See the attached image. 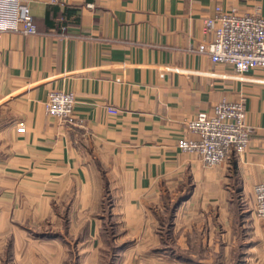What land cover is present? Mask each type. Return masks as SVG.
<instances>
[{
  "label": "crops",
  "instance_id": "crops-1",
  "mask_svg": "<svg viewBox=\"0 0 264 264\" xmlns=\"http://www.w3.org/2000/svg\"><path fill=\"white\" fill-rule=\"evenodd\" d=\"M18 1L37 32L2 39L0 264H101L109 244L108 264L131 253L216 264L236 250L260 262L263 73L240 79L198 48L217 8L264 17V0ZM53 91L74 94L78 136L48 116ZM242 97L243 154L206 168L179 149L188 122Z\"/></svg>",
  "mask_w": 264,
  "mask_h": 264
},
{
  "label": "built area",
  "instance_id": "built-area-1",
  "mask_svg": "<svg viewBox=\"0 0 264 264\" xmlns=\"http://www.w3.org/2000/svg\"><path fill=\"white\" fill-rule=\"evenodd\" d=\"M1 5L0 57L5 33L34 35L37 32L28 6H21L18 0H3ZM203 33L212 39L199 46L201 53L207 54L214 63L231 66L240 79L254 70H261L264 82V17L217 8L216 14L204 21ZM75 103L73 93L53 91L45 107L48 116L68 126L74 136H78L83 125L75 114ZM108 111L117 114L114 108ZM246 111L245 97L238 101H220L211 113H200L187 123L191 136L178 141L179 149L196 155L206 168L221 166L233 155L243 154L252 138V130L246 125ZM16 130L24 134L25 123L17 122ZM254 198V214L264 220V182L255 186Z\"/></svg>",
  "mask_w": 264,
  "mask_h": 264
},
{
  "label": "rangeland",
  "instance_id": "rangeland-1",
  "mask_svg": "<svg viewBox=\"0 0 264 264\" xmlns=\"http://www.w3.org/2000/svg\"><path fill=\"white\" fill-rule=\"evenodd\" d=\"M1 193H3V191L0 190V194ZM1 205L2 203L0 204V206ZM104 248L106 250L104 252H101L99 255L101 264H108L109 261H115L113 259L114 257H116L117 253L115 252L113 246L109 244L105 245ZM254 255V260L259 258L261 261L254 262L253 264H264V251L255 252ZM125 256L126 257H123L121 259V264H182V261L180 259H172L171 257H169V254L165 253H131L126 254ZM246 262H248L247 254H243L239 250H236L229 253H223L220 258H218V262L216 264H246Z\"/></svg>",
  "mask_w": 264,
  "mask_h": 264
}]
</instances>
